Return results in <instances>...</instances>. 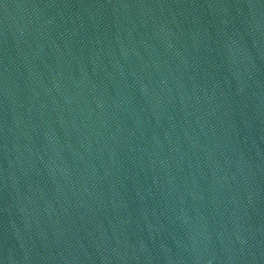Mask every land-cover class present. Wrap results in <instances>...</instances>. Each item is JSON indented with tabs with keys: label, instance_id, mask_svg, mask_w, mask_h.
Wrapping results in <instances>:
<instances>
[{
	"label": "water",
	"instance_id": "obj_1",
	"mask_svg": "<svg viewBox=\"0 0 264 264\" xmlns=\"http://www.w3.org/2000/svg\"><path fill=\"white\" fill-rule=\"evenodd\" d=\"M0 104L133 154L264 231V0H0Z\"/></svg>",
	"mask_w": 264,
	"mask_h": 264
}]
</instances>
